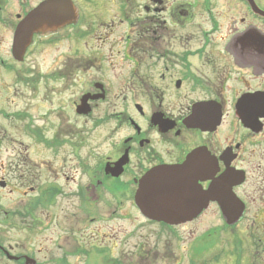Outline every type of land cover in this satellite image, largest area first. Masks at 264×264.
Wrapping results in <instances>:
<instances>
[{
  "label": "flooded vegetation",
  "instance_id": "af4514ba",
  "mask_svg": "<svg viewBox=\"0 0 264 264\" xmlns=\"http://www.w3.org/2000/svg\"><path fill=\"white\" fill-rule=\"evenodd\" d=\"M46 1L0 0V264H131L129 221L223 218L207 192L226 180L241 219L264 218V0H73L17 59ZM148 180L180 188L150 206Z\"/></svg>",
  "mask_w": 264,
  "mask_h": 264
},
{
  "label": "rangeland",
  "instance_id": "374dc122",
  "mask_svg": "<svg viewBox=\"0 0 264 264\" xmlns=\"http://www.w3.org/2000/svg\"><path fill=\"white\" fill-rule=\"evenodd\" d=\"M110 8L109 13L117 10L113 5ZM5 102L9 104L11 98L1 96L0 105ZM0 123L11 129L8 120L0 118ZM23 138L30 139L27 135ZM262 223L264 218H243L228 225L224 218L206 216L172 230L142 227L139 220L132 219L128 222V244L124 249L131 264H248L252 260V264H257L262 259L264 264V229L254 227ZM260 238L261 246L256 242ZM142 239L150 242L143 251H136L135 243L141 244ZM115 252L114 258L122 254L118 249ZM156 252L155 262L151 263Z\"/></svg>",
  "mask_w": 264,
  "mask_h": 264
},
{
  "label": "water",
  "instance_id": "95a60500",
  "mask_svg": "<svg viewBox=\"0 0 264 264\" xmlns=\"http://www.w3.org/2000/svg\"><path fill=\"white\" fill-rule=\"evenodd\" d=\"M52 10L56 9L61 12V14L58 16L59 22L62 24H65L68 20L74 18L75 13L74 6L71 0H48L45 2L42 6L37 8L35 11H33L31 14H29L17 27L16 33H15V56L17 58L19 57L21 48L24 49L25 46L31 41L32 35L35 31L40 30L45 27L44 24L41 23V16L40 14L45 10ZM51 25V24H49ZM150 178H154V175H150ZM152 180H148V182H144L141 186V189L137 195L141 196L144 204H148L152 206V202L150 200H157L159 198V195L162 194V190L167 188L171 189L169 194L176 193L177 189L180 188L176 185H162L158 182H154ZM187 188H193L191 186H188ZM158 190V191H157ZM231 186L227 182V180L224 183H221L220 185H215L212 187V189L207 192L210 196L219 198L223 204L228 205V208L225 209V212L227 214L226 220L229 224H233L236 221H238L242 215L243 209L242 207H239V202L233 198V195L230 193ZM173 202L181 201L189 205L191 203V194H182L179 196L174 195L171 197ZM161 200H157V205L161 204ZM201 200H199V203ZM158 207V206H157ZM165 210H170L171 207H164ZM154 211H157L158 208L153 209ZM159 220H165L167 222H180L185 220L186 218H182L179 216H158Z\"/></svg>",
  "mask_w": 264,
  "mask_h": 264
},
{
  "label": "trees",
  "instance_id": "16d2710c",
  "mask_svg": "<svg viewBox=\"0 0 264 264\" xmlns=\"http://www.w3.org/2000/svg\"><path fill=\"white\" fill-rule=\"evenodd\" d=\"M248 264H252V261L248 262ZM257 264H262V260H258Z\"/></svg>",
  "mask_w": 264,
  "mask_h": 264
}]
</instances>
